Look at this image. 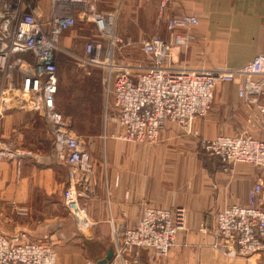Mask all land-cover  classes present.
Returning <instances> with one entry per match:
<instances>
[{
  "label": "built area",
  "instance_id": "1",
  "mask_svg": "<svg viewBox=\"0 0 264 264\" xmlns=\"http://www.w3.org/2000/svg\"><path fill=\"white\" fill-rule=\"evenodd\" d=\"M38 1L0 0V160H16L20 172L21 157L30 154L3 138L6 114L15 109L42 114L54 135L51 157L67 169L64 207L77 221L81 218L93 224L84 201L94 195L97 175L90 142L78 135L57 109L59 54L65 50L60 38L75 26L76 9L83 19L95 23L97 37L86 42L83 53L72 54L84 67L104 69L106 112L116 113L120 129L116 137L155 143L168 122L197 134L194 120L210 110L218 85L232 82L241 103L232 112L243 113L244 126L231 135L204 139L202 148L217 157L230 175L238 164L264 169V52L239 67L192 66L176 59L175 47L189 46L196 38L185 32L200 24L195 14L167 20L169 41L160 35L134 40L118 33L119 10L98 12L88 0H50L47 17ZM137 47L145 60L122 54L124 49ZM248 196V204L227 206L217 216L219 240L215 245L231 255L252 256L264 251V209L260 208L264 176L249 189ZM13 205L18 213L28 214L27 207ZM186 222L184 207L169 210L151 205L144 206L135 227L121 225L119 229L112 222L111 264H141L143 251L154 260L166 258ZM27 235L24 230L0 235V264H57L51 245L32 241ZM86 264L99 263L88 259Z\"/></svg>",
  "mask_w": 264,
  "mask_h": 264
},
{
  "label": "crops",
  "instance_id": "2",
  "mask_svg": "<svg viewBox=\"0 0 264 264\" xmlns=\"http://www.w3.org/2000/svg\"><path fill=\"white\" fill-rule=\"evenodd\" d=\"M88 1L98 12L119 10L117 31L119 30L118 32L124 37L134 40L148 35V37L160 35L169 41L171 38L167 28L169 18L181 14L197 15L200 18V24L185 30L196 34L197 40L190 46L175 47L176 59L194 66L239 67L247 64L258 53L264 52V0ZM38 3L48 17L51 10L50 0H39ZM74 13L77 26L75 28L73 26L61 36L60 44L64 47L77 48L79 44L82 45L85 38L90 36L89 40L96 38L88 31L90 23L94 22L83 19L79 9H76ZM80 51L83 53L84 47ZM218 89L216 92L217 107L211 106L212 108L205 115L194 120V127L200 133L197 141L213 139L218 135L234 134L238 131L239 124L243 123L242 120L238 122V120H233L235 117L230 116L229 105L241 104L236 84L220 83ZM18 110L16 112L12 110L5 116L2 135L6 141H10L7 133L11 124L15 123V120L22 119L24 113L31 112ZM197 141L185 135L176 123L168 122L155 143H158L161 149L171 145L175 146V150L185 147L182 149L187 151V155L194 162L191 169L196 170L200 166V173L191 175L190 184L184 186L181 190L182 195L179 197L175 195L172 188L168 198L159 200L146 196V190L143 187L133 185L135 175L130 173L134 171L133 166H125L127 167L125 171L129 173L122 176L118 186L113 176L112 186H107L110 190L106 191L107 209L111 221L119 229L121 225L135 227L142 216L144 206L147 205L169 210L177 207L186 209L187 229L178 233L177 243L169 255L166 258L154 260L149 257L147 251H143L140 255L141 264H264V251L252 256L231 255L215 245L219 240L216 229L219 212L230 205L248 204L249 189L255 183L245 190V193L239 179H232L223 172L222 163L215 156L208 154L212 159L210 161L218 162L219 166L201 165L199 162L201 154L196 150ZM15 145L20 151H27L30 154L21 157L20 172L17 169L16 160H0V209H3L0 213V235L5 236L14 235L19 230L31 229L29 222H20L16 216L12 215L14 209L10 206L11 204L27 206L36 202L38 195H47L55 196L56 199L53 198L52 203L56 204L60 201L64 205L63 191L67 181L66 167L57 159L52 158L54 152L48 153L42 143H39L40 147L34 146L38 149L36 153L29 150L30 147H22L16 143ZM202 155L206 156L204 153ZM47 157L51 158V161H45ZM139 177L140 175L137 179ZM98 194L100 196V189H98ZM260 208L264 209L262 205ZM94 214L97 216V212ZM90 217L95 221L91 213ZM205 220L208 227L203 230L200 225ZM106 255L94 261L99 263ZM88 259L86 258L83 263L75 260V264H86ZM108 262L111 264V260Z\"/></svg>",
  "mask_w": 264,
  "mask_h": 264
},
{
  "label": "rangeland",
  "instance_id": "3",
  "mask_svg": "<svg viewBox=\"0 0 264 264\" xmlns=\"http://www.w3.org/2000/svg\"><path fill=\"white\" fill-rule=\"evenodd\" d=\"M116 24L118 29V23ZM76 26L77 23L73 28ZM89 26V33L96 36L97 29L94 23H90ZM195 36L196 38L190 45L197 40L198 37L196 34ZM90 37L85 38L82 45L79 44L77 48L62 46L65 50L59 54L57 107L61 111L59 113L71 124L73 130L90 142L92 158L96 163V175H98L94 195L86 200L87 203L84 202L87 204L89 212L95 221L91 220L93 222L92 225H88L81 218L77 221L69 215L62 202L59 201L54 204L52 201L55 196L49 197L47 195H38L36 202L27 205L28 207L16 204L19 207H27L28 214H20L15 209L12 213L13 216L17 217L18 221L29 222L31 229L26 230L28 239L47 243L55 249L57 264H75V260L83 263L86 258L94 260L105 256L106 252L113 248V225L107 209L106 191L107 189L110 191L107 186H112V176L115 178L117 185L121 182L122 176L129 173L126 172L127 167L125 166H133L134 171H130L131 174L135 175L133 185L140 188L143 187L146 190L145 195L149 198H158L159 200L168 198L172 188L175 191V195L179 197V195H182L181 190L184 186L190 184L191 175L200 173L198 164L196 165L199 166V169H191L194 162L187 155V151L182 149L185 147L175 150V146L171 145L161 149L158 147V143H135L115 136L120 129L118 130L115 123L116 113L113 110H110L109 114L106 112L107 88L104 69L92 66L84 67L72 54H80L82 52L80 50ZM122 54L137 60L146 59V56L138 47L124 49ZM116 56L119 57L118 54ZM184 63L187 62L184 61ZM218 66L220 65H210V67ZM221 67L231 66L221 65ZM219 87L220 84L215 90V99L212 104V107L215 108L217 107L216 92H218ZM238 104H231L229 108L231 118L235 117L233 120L243 121L238 126L241 129L244 126L243 113L234 114L232 112L233 107H240ZM16 111L19 110L15 109ZM23 115V118L19 121L15 120V123L11 124L8 130L7 137L10 142L12 141L22 147H30L29 150L35 153L38 149L34 146H39V143H42L43 148L48 153L55 152L54 135L45 117L36 112H28ZM180 129L194 141L199 138L200 133L195 127L194 130L198 132L197 134L187 133L181 127ZM2 130L4 129L2 128ZM200 140L197 141L198 148L196 149L195 147V149L201 154L199 155L201 165L205 167L208 165L219 166L218 162L210 161L212 159L209 158L208 153L202 148V141ZM36 142L38 143L36 144ZM202 153L206 156H203ZM50 159L47 157L45 161H51ZM221 170L223 171V168ZM138 175H140L139 179H137ZM227 175L232 179H239L245 191L252 184L263 178L264 169L249 164H238L235 174L230 175L227 173ZM98 189H100V196ZM101 196H103V199L100 198ZM10 206L13 208L14 205L11 204ZM262 206L264 207V202ZM1 210L3 209H0V213L2 212ZM94 212H97V216ZM200 227L201 229H206L208 227L207 221H203Z\"/></svg>",
  "mask_w": 264,
  "mask_h": 264
},
{
  "label": "water",
  "instance_id": "4",
  "mask_svg": "<svg viewBox=\"0 0 264 264\" xmlns=\"http://www.w3.org/2000/svg\"><path fill=\"white\" fill-rule=\"evenodd\" d=\"M113 255H114V249L113 248H110L107 252V255L104 259L100 260L99 263L100 264H105V263H108V261H110L112 258H113Z\"/></svg>",
  "mask_w": 264,
  "mask_h": 264
},
{
  "label": "trees",
  "instance_id": "5",
  "mask_svg": "<svg viewBox=\"0 0 264 264\" xmlns=\"http://www.w3.org/2000/svg\"><path fill=\"white\" fill-rule=\"evenodd\" d=\"M57 109H58V107H57ZM58 111L61 112L59 109H58ZM31 112H35V111H31ZM36 113H38V112H36ZM39 114H40V113H39ZM4 121H5V120H4ZM3 127H4V125H3Z\"/></svg>",
  "mask_w": 264,
  "mask_h": 264
}]
</instances>
